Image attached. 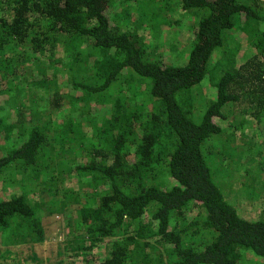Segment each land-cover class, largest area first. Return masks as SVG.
Segmentation results:
<instances>
[{
    "label": "trees",
    "instance_id": "16d2710c",
    "mask_svg": "<svg viewBox=\"0 0 264 264\" xmlns=\"http://www.w3.org/2000/svg\"><path fill=\"white\" fill-rule=\"evenodd\" d=\"M260 125L264 0H0L6 247L44 240L49 200L70 264H264L219 168Z\"/></svg>",
    "mask_w": 264,
    "mask_h": 264
},
{
    "label": "rangeland",
    "instance_id": "374dc122",
    "mask_svg": "<svg viewBox=\"0 0 264 264\" xmlns=\"http://www.w3.org/2000/svg\"><path fill=\"white\" fill-rule=\"evenodd\" d=\"M120 9L121 7L117 9V12ZM161 34L160 39L156 40V43L159 45V53H162L166 49V46L172 39L168 32H162ZM153 35V33L150 35L151 39ZM225 121L227 120L225 119ZM254 131L258 132L256 137L254 136V141L257 140L256 147L258 149L255 151L253 158H248L251 147L250 140L243 143L242 140L238 139V147L245 146L244 151L241 152L243 154V157L241 156L242 159L238 162L225 160L223 165L219 166L222 176L220 178V181H222L220 182L221 185L226 187L225 191L229 199L236 205L241 216L247 220L260 218L264 215V127L260 125L259 128H256L255 126ZM250 133H252L251 130ZM260 148L263 149L261 150ZM64 157L59 158V162ZM248 163L251 164L247 168L257 169L258 175L247 173L245 175L246 164ZM240 178L245 180V186L241 184ZM71 187H73V184L72 181H69L63 186V189H70ZM33 196L36 200L39 199L38 194H34ZM49 204L50 201L47 200V206L42 213L41 224L44 240L41 242H22L19 245H11L9 247L2 245L0 242V264H70L63 251L66 249L68 243L76 239L73 233L79 231L73 226H69L73 222L67 225L62 213L55 212V207H51ZM33 257H36L38 262ZM251 262L248 264H261L254 263L253 260Z\"/></svg>",
    "mask_w": 264,
    "mask_h": 264
}]
</instances>
